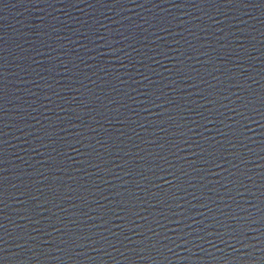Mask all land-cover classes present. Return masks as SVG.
<instances>
[{"label":"water","instance_id":"95a60500","mask_svg":"<svg viewBox=\"0 0 264 264\" xmlns=\"http://www.w3.org/2000/svg\"><path fill=\"white\" fill-rule=\"evenodd\" d=\"M0 264H264V0H0Z\"/></svg>","mask_w":264,"mask_h":264}]
</instances>
